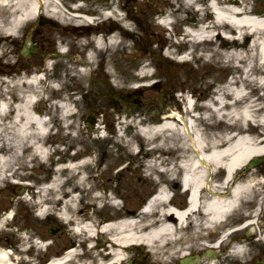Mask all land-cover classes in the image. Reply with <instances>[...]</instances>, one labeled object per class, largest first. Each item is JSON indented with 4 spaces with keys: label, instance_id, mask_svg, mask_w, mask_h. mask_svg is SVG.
Instances as JSON below:
<instances>
[{
    "label": "bare ground",
    "instance_id": "obj_1",
    "mask_svg": "<svg viewBox=\"0 0 264 264\" xmlns=\"http://www.w3.org/2000/svg\"><path fill=\"white\" fill-rule=\"evenodd\" d=\"M199 1L201 0H183L182 3L185 4V6L183 5L185 8H191L195 13H200L203 11L202 8L194 7ZM58 2L60 0H0V54L6 52L9 43L8 38L17 35L19 29L34 19L35 14L42 12V10L46 16L53 18L58 23L67 22L69 18L59 8ZM168 3L173 6L170 16L175 17L176 13L180 12V8H175L174 2ZM221 4L222 6L216 1L210 0L209 8L213 14L211 25L203 26L197 31H193L191 27L183 26L186 36L191 35L192 39H196L195 42H206L215 47V50L227 52V56L232 57L233 60L243 59L245 56L246 59H249L251 54L248 48L253 49L255 47L257 51V75L261 74L262 71L264 72V53L261 50L264 19L248 15L247 10H244L243 7H237L234 3H227L224 0ZM119 21L126 25L123 19ZM189 21L187 24L190 26ZM170 22L171 19L169 18L162 20L164 25H168ZM178 22L182 23V19L179 18L175 23ZM225 23L234 27L235 36L222 29L226 27L227 24L225 25ZM124 25L119 27L121 32H125ZM216 26L219 29L217 33L215 31ZM80 34L81 32H78V35ZM246 35L251 37V40L245 52L244 43L237 45L239 44L237 41L245 40ZM220 36L224 39H220ZM216 40L220 41L218 47L214 43ZM228 40L235 42V44L229 45ZM115 42V32L95 38V43L100 51L115 46ZM220 47L223 48L220 50ZM60 51L63 52L61 48ZM211 51L214 55L215 52L212 49ZM92 59V53L88 54V60ZM187 60L188 56L185 55L178 62H187ZM250 70L251 67L245 69L244 73L248 75ZM149 74L150 71L144 67L138 75L147 77ZM7 83L11 84L10 87H16L10 92L16 94L17 98L14 103L6 100L0 101V185L11 180V172L9 174L6 172L11 171L14 164L21 162L25 156L36 154L39 161L47 162L50 147L46 144V140L53 137L46 136L49 123L52 122V115L49 120L43 115V101L38 87V78L30 76L25 81V77L20 74L18 77H10ZM249 83L255 82L251 80ZM257 83V86H254L258 90L264 91V74L259 77ZM244 86L243 84L234 86L227 83L218 89V96L213 101L204 103L203 107H207V110L203 115L205 117L200 119L211 122L212 119L225 118L228 124L224 122H219V124L231 125V127L235 125L246 127L248 123L254 122L259 125L258 127L261 129H258L264 134V112L260 109L262 106L248 99V93L244 91ZM225 93L231 99L227 103L223 99ZM260 98L263 99L262 96ZM183 105V110H192L194 101L187 96ZM60 107L63 112L60 116L67 126V118L73 113V110L67 103H61ZM170 108L175 107L167 106L164 115L159 119L160 124L150 132V141H153L155 135L164 134L168 135L170 140L174 139L175 151L180 153L182 159L180 164H176V169L172 171V168L169 167L160 168L162 162H155L154 160H151L152 164L146 165L145 161L137 156H134L133 163L136 169L147 168L150 171V174L146 176L147 179H152L155 176V180L159 179L167 184L176 177V181L159 186L157 204L151 213H142L143 215L141 213H125L119 216L121 217L119 220L106 225L102 224V219L96 217L94 222L100 228L98 232L93 230V221L83 224L86 238L90 239L96 236L97 248L104 245L103 250L99 249V257L86 264H126L132 261L131 255L133 254H137L140 258H150L149 264H157L159 259L162 261L161 264H170V260L168 261L170 256L176 259L191 258V260H196L194 263L188 264H220L218 255H222L224 260L230 258L223 264H239L240 257H244L245 247L240 245L242 243L241 237L237 235L236 230L232 231L226 226L238 215L242 200L250 197L254 187L256 189L259 185L256 181L260 179V174L247 173L243 178H237L236 174L248 161L264 156V137L258 141L254 135L245 132H242L241 135L222 132V137L210 136L207 138L205 130H202L203 128L199 130L196 127V125L201 126L199 118L192 115L189 118L179 116V122L173 121L172 115L168 114ZM225 108L229 112L224 111ZM6 112H12L7 119L5 118ZM4 120H6L5 123ZM124 123L125 119H121L120 124L123 125ZM124 146L129 155L136 154L133 152L130 143H126ZM169 148V145L165 146L161 142L149 151L150 154L162 153L170 151ZM52 162L54 161L52 160ZM84 164L69 165L71 168L69 173H75ZM95 164V158H86V169L95 166ZM262 171L264 173V167ZM213 173H223L219 184L214 185L211 182ZM74 177L73 183L66 185L68 182L57 176L52 180L49 187L40 190L38 197V200L42 202L49 192L53 193L55 197H52L51 201L61 205L62 221L65 224L69 223L70 219L80 221L77 215L81 214L82 211L76 203L78 197L75 195V190L90 185L91 177L87 173L86 176L84 173H80ZM175 185H181L185 190H188L189 198L187 209L182 213L177 212L174 216L169 214L167 202L169 192L174 189ZM92 190L96 193L93 197L91 195L88 197L87 203L92 204L90 207L96 206L97 203L101 204L107 197V194L104 196L103 193L97 191L101 190L100 187H95ZM262 200L263 195L260 196L257 203L261 205ZM117 207L116 203L110 206L111 214L114 216H116ZM49 209L43 207L39 216L46 214ZM90 214L93 217V213ZM2 222L0 221V226ZM79 233H81L80 235L84 234L81 229ZM215 235L218 236L216 241ZM204 240H209L213 244L211 248L214 249L209 251V257H205L202 253ZM218 243H220L219 247H217ZM222 247L224 250L218 254L217 249ZM228 247L229 249L225 250ZM39 248L43 249L44 245L40 244ZM145 248L149 250L147 255L144 253ZM71 255L68 254V256ZM66 258H63V261L61 259L54 260L50 264H67L69 261L66 262ZM0 264H15L11 262V257L1 247Z\"/></svg>",
    "mask_w": 264,
    "mask_h": 264
},
{
    "label": "rangeland",
    "instance_id": "obj_2",
    "mask_svg": "<svg viewBox=\"0 0 264 264\" xmlns=\"http://www.w3.org/2000/svg\"><path fill=\"white\" fill-rule=\"evenodd\" d=\"M75 1L76 0H60L64 8H66L67 4H69L70 2ZM182 1L183 0H110L109 3V0H79V3L82 4L84 12H86V10L92 12L105 7L111 8V5L114 4L115 8H118L119 10L123 6L124 9H126V11L128 12L127 16H129V19L127 21H124L126 24L124 26L127 31L126 33L120 34L116 32L117 30H114L116 32V35L118 34V37H116L117 39L115 42V46L100 51L96 50L93 47V42L90 43V47L93 50H91L89 54L92 53L93 59L88 63L89 69L84 68L86 72L84 73V70V74L82 75L76 71L75 67H77V64H79L82 60L86 61L85 52L87 50V47L85 50L84 44L86 41L87 45L88 40L86 38L79 37V43L75 44V36H73L68 31L58 29V27L53 22L49 21V18L44 16V20L48 21L47 24H44L43 26L44 31H47L46 35L48 39V42L45 46L47 47L48 45H53L55 41H63V44L64 42L66 43V45H57L63 48L64 52L62 55L64 56L59 57L57 55H47L51 56V61L57 63L55 65L54 75H57L58 78H60L61 76L59 80L53 81V83L57 84L59 88H62L60 92L58 91V93L54 95V101L57 100L56 97L62 98V96L70 97L71 94L74 95V98L69 99V101H73L74 104V107L71 105L73 107V114L69 115V117L67 118L69 119L68 126L70 128H74L73 131L70 130V133H68L70 135V143H79V151H81V147H83L86 149V153H89L96 158L95 167L91 166L86 169V173L91 177L89 180L90 185L84 186L83 189L75 190L76 194L79 193L77 194L79 200L77 198L76 203L78 204V208L82 211L81 214L77 215V218L85 216L87 219L91 211L93 213V217H91L90 221L93 222L96 220V217L98 219H102L103 221L104 219L108 218V216L110 217V215L114 216L111 214V210L108 207L100 210L97 206L90 207L92 204L87 203L88 197L90 195L93 197L96 193V191L94 192V190H92L95 187H100L101 190L97 191L101 193L108 191L109 189H113L118 194L121 201L119 202L118 209L123 206L121 209L116 210L115 217H119L126 212L138 213L141 205L145 202L143 200H145V197L149 193L150 187L155 185L152 179L146 178L148 172L150 171L147 168H142L141 170L136 169L133 163V160L135 158L134 155H129L126 152L125 147H121L114 142V140H120V142H123L122 137L116 136L115 127L113 125L114 122H119L121 117V115L116 113V107L120 105L125 108L132 106L131 102H124L123 92L121 91L130 92L136 90L134 89V87L142 88L145 86H149V83L157 82V85L160 87L155 89V92L150 86L146 89L142 88V91L145 96L153 95L155 97L150 103L154 109H164L167 106H172L168 101L170 99V96H168L169 90L172 89L174 91H178L179 88H183L185 92L186 90H190L195 94V109L198 111V113H200V115H204L207 107H203V101L212 97H207L208 94L213 92L217 88H222L227 83H230L227 82L230 78L234 80L236 78V72H238V74H241L242 67H239V62H237V60H233L232 57H228L227 52H220L218 49L215 50V47H212L206 42L200 43L199 45L191 44L190 41L183 42V26L191 27L193 31H197L203 24L211 25V23L206 18L208 9H203L205 4L204 6L201 5L200 1L195 4L194 7L202 8L203 12H197L196 14H193V10L191 8H185V4H183ZM168 2H174L175 8H180V12H178V14L176 13L175 17L171 16L173 23L170 24V27L172 26V28H174L179 33L181 46H176V48L174 47L175 49H169L168 51H166L165 48V56L162 53L163 48L160 46H166L168 43H172L170 38V31L169 29H163L158 25H155V15L157 13L166 12L168 9H172L173 6L169 5ZM118 14H121L124 18L126 12L118 11ZM190 17H192V20L189 21L191 23V25L189 26V24H187V21ZM179 18L182 19V23H175ZM77 21L78 20H76V23H78ZM109 26V23L107 25L103 24V26H100L96 29V32H100L103 35L108 32L107 29L109 28ZM215 29L216 33L219 32L217 26L215 27ZM72 32L75 33V31ZM100 33H96V35H101ZM90 37L92 38L93 36ZM91 38H88L89 41ZM249 38L251 39V37ZM220 39L222 38L220 37ZM261 41L264 43V33L261 34ZM154 42L157 43V46L153 45ZM219 42V40H216L214 42L217 47L219 45ZM227 42L229 43V45L235 44V42ZM245 42L243 43L246 52V48L248 46ZM146 43L149 48L144 51L140 50L138 46L142 47V45ZM240 44L241 43L237 45ZM210 48L215 52L214 55ZM222 48L223 47H220V50ZM185 49H189L188 52H190V50L192 51V53H188L189 59L187 60V62H177L174 55L175 51L180 53ZM248 50L250 51L251 57L249 58V60H246L245 56L243 58L245 59L244 61H246L244 64H247V66L245 67L246 69L251 67V70L249 71V73H251L250 77L255 78L258 72V67L256 65L257 51L255 47L253 49L248 48ZM9 56L10 57H8L7 59L5 57H2L4 63L8 62V60L9 63L14 61V58L11 55ZM21 60L22 58L20 59V61ZM41 60L43 59H39V57L31 58V61H33L35 66L41 65ZM242 61L243 60H240V62ZM70 65H74L73 70ZM144 67H147V69L150 71V74L147 77H144L143 80L139 81L138 74ZM16 72H18V70ZM74 72L76 73V76L72 77L71 74H73ZM108 79L111 82H109ZM241 79L243 80V83ZM247 80V77H241L239 81H237V84L245 85L246 90L249 91V100H252L253 103L264 105V91L260 92V90H258L256 86L248 84ZM1 81L2 79L0 78V99H2V97L4 96H7L9 94V91H12L16 88L7 86L5 82L1 85ZM62 83L64 84L62 85ZM112 83L114 84V86L111 85ZM66 87L67 89L66 91H64V88ZM118 89H121V91H119ZM111 91L113 92V95H111ZM157 92H164V95L161 98H157L155 94ZM44 95L49 96L50 94L45 93ZM260 96H262L263 99H261ZM258 98L260 99L258 100ZM225 111L229 112L228 109H226ZM261 111L264 112V106L261 108ZM103 112H105L104 119L108 124H106L105 134L107 138H109V136H112L110 139L104 141L97 140V133H94V131L90 130V127H96V123L100 125V120L102 117L100 113ZM155 113L156 112H154V114ZM53 114L55 119L54 121H60L57 120L56 112H54ZM154 114H152L151 117H153ZM85 116L86 134L72 136L71 134H78L77 127L82 124L81 120ZM124 117L125 115H122L123 119ZM139 117V114L137 116H132V124H137L140 121L141 123L144 122V120H142L141 118L139 119ZM90 118H93L92 124L89 123ZM71 121H73L72 124ZM201 122L202 123H199L201 126L196 125V127L199 130H201V128H203L202 130L206 128L205 134L207 135V138H210V136L222 137V132H230L231 130L235 131L240 129L242 130V132H247L249 135H254L256 138V134L259 135L258 130L261 129L260 127H256L259 128L257 130L253 127V125H247L246 128L248 130H246L239 125L231 127L224 124H219V130L217 132L212 131L209 133V130H207V128L214 127L212 126L214 125V122L203 121L202 119ZM126 123L127 125L129 123L127 119H125L124 125H126ZM74 124H76V126ZM124 125H122L121 130L123 132L122 136H129L128 139L130 140V143H133L134 150H137V157L144 160L146 165H150L151 160L153 159L155 162H162V164L165 163L163 164L165 165V168H172V171L176 169V164L178 161L175 160L173 156H168V159H165L167 158V156H162L163 159L161 158L158 160V157L155 154H150V145L147 146L146 144H143V142H141L138 137L134 138L133 128L127 125V127H124ZM222 127H228L230 129H228V131H221ZM260 133L263 132L260 131ZM217 134L219 135L217 136ZM164 137L165 134L162 135V138ZM165 140V143L167 141H173L170 140L169 137L165 138ZM156 141L157 140L154 141V146L157 145ZM161 142L163 141L161 140L159 143ZM263 165L264 163L257 166V168L255 169L258 171L253 173V175L261 173L263 183L261 180H257L256 182L264 187V173L261 169ZM35 166L36 167L34 168V170H32L33 172L30 174L27 173V176H32L33 174H35L36 177L39 176V174H42V176H49V174L51 173L50 170L45 169L44 166H40L38 162H36ZM25 168L27 167L24 165V169ZM222 174L223 173H217V175L215 176L212 175V182L219 184V179ZM73 181L74 179L70 180L69 183H73ZM262 188L261 190L263 191ZM33 189L27 192L23 188H20V185H0V216H2L3 212H6L7 209H12L13 211V216L10 212L5 213L9 217L11 215L12 219L9 221L5 220L6 218L3 219L5 221V224L2 223L0 229V247L6 251L7 249H9L12 252V257L14 258L13 260V258L11 257V260H13L14 263L17 261L18 264H43L46 257L48 258L50 255L58 253L74 243V240H71L69 237L70 233L67 226L61 223L55 217L50 216V218L48 219H38L34 212L35 207L38 206L37 204H35L34 200H38V195L34 193V187ZM113 194L115 196V193ZM262 195L264 196V191ZM52 197H55V195L49 192L45 197L48 198L47 201H45L44 199V203L51 204V210L54 209V204L51 201ZM24 199H26L27 201H25ZM104 201H102L101 204L97 203V205H103ZM52 224L63 225V231L56 236H52L49 233V229ZM40 235L44 236L45 239H42L44 242H46L47 240H51V245L49 246L50 248L48 247L46 252L34 246H31L29 250L25 252L22 251L26 245L32 244L33 238H40ZM95 245H97V243ZM103 248L104 245H101L98 248L96 247L94 253H99V249L103 250ZM84 250L82 255V257H84V261L82 262L87 263L88 259H91V253L87 249ZM247 252L248 249L247 251L245 250L244 257ZM218 256V261L220 262V264H223L228 259H230L228 258L224 260V257L222 255ZM171 258L172 256L168 258V261L170 260V264H176V258ZM79 260L81 261L80 258ZM131 260L133 262L138 260L136 264H149L150 259L143 257L140 258L136 254H133L131 255ZM157 263L161 264V259H159ZM70 264L75 263L74 261H72L70 262Z\"/></svg>",
    "mask_w": 264,
    "mask_h": 264
},
{
    "label": "flooded vegetation",
    "instance_id": "obj_3",
    "mask_svg": "<svg viewBox=\"0 0 264 264\" xmlns=\"http://www.w3.org/2000/svg\"><path fill=\"white\" fill-rule=\"evenodd\" d=\"M206 1V0H205ZM230 2L234 3V1H237V3L240 5V3L243 0H229ZM252 3H254L252 1ZM262 2L258 0L255 2V9H259L261 7ZM241 7L247 8V6L241 5ZM44 22L42 21V17H40L35 22L29 23L23 30H20L16 37L8 38V41L11 42V44L14 45V48L12 50L13 54H17V47L23 45L26 42H31L38 51L43 50V43L47 40V31L43 29ZM35 55H32L33 57ZM30 57V58H31ZM18 68V64L16 63L13 67H8V70H16ZM139 103L135 109L137 110H144V107L149 108L147 99L145 100H138ZM255 208V205H249L247 213L252 212V210ZM251 217V216H250ZM246 218H241L238 223H242L245 221ZM250 219V218H249ZM253 223L256 225V227L259 230H253V233H250L249 238V247H248V254L247 257L244 260V264H264V207L260 209L258 212V216L253 221ZM60 227H58V230Z\"/></svg>",
    "mask_w": 264,
    "mask_h": 264
},
{
    "label": "water",
    "instance_id": "obj_4",
    "mask_svg": "<svg viewBox=\"0 0 264 264\" xmlns=\"http://www.w3.org/2000/svg\"><path fill=\"white\" fill-rule=\"evenodd\" d=\"M23 54H24L25 56H27V55H28V52L26 51V52H24ZM257 163H258V160H255V161L251 162V163L249 164V166H250V165L257 164ZM180 264H185V262H181Z\"/></svg>",
    "mask_w": 264,
    "mask_h": 264
}]
</instances>
